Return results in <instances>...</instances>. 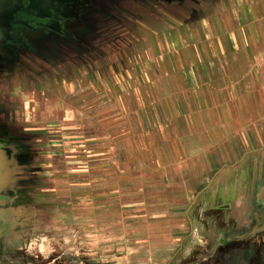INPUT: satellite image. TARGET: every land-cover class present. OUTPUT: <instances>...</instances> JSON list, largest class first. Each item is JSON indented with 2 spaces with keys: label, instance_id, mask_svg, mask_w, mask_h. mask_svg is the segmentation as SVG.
<instances>
[{
  "label": "rangeland",
  "instance_id": "1",
  "mask_svg": "<svg viewBox=\"0 0 264 264\" xmlns=\"http://www.w3.org/2000/svg\"><path fill=\"white\" fill-rule=\"evenodd\" d=\"M248 1L255 17L264 14V0H73L72 17L64 3L62 14L52 13L61 16L57 33L46 36L35 29L51 25L47 14L0 15V264H264V232L205 243L195 221L200 257L182 259L178 243H158L157 258L133 255L135 229L124 216L130 205L164 203L158 194L168 165L148 160L167 148L156 146L158 132L139 129L134 99H122L127 111L114 99L133 97L150 71L157 98L149 102L143 85L141 113L152 122L153 103L163 120L158 143H167L165 92L182 90L160 68L177 57L171 41L181 45L189 28L213 17L229 26V14L244 12ZM167 78L172 85L161 84Z\"/></svg>",
  "mask_w": 264,
  "mask_h": 264
},
{
  "label": "crops",
  "instance_id": "2",
  "mask_svg": "<svg viewBox=\"0 0 264 264\" xmlns=\"http://www.w3.org/2000/svg\"><path fill=\"white\" fill-rule=\"evenodd\" d=\"M247 4L244 12L229 14V26L213 17L210 23L204 20L189 28L181 45L171 41L172 50L180 48L177 57L160 68L182 90L172 86L165 92L167 143H158L163 142L158 136L163 120L158 121L153 103L152 122L141 113L143 85L151 89L149 102L157 98L150 71L137 79L134 98L114 94L124 111L122 99H134L139 129L158 132L156 146L167 148L156 150L148 160L150 167L168 165L163 174L166 189L158 194L164 203L130 205L124 216L130 220L126 226L135 229V257H159L158 243L180 244L184 260L196 258L192 254L200 257L195 244L203 242L195 238V222L205 231V243L246 242L264 232V27L254 26L255 20L264 21V14L255 17L252 4ZM169 80L161 84L172 85ZM134 143L141 154L143 145ZM234 228L245 229V235H234ZM146 244L150 246H142Z\"/></svg>",
  "mask_w": 264,
  "mask_h": 264
},
{
  "label": "flooded vegetation",
  "instance_id": "3",
  "mask_svg": "<svg viewBox=\"0 0 264 264\" xmlns=\"http://www.w3.org/2000/svg\"><path fill=\"white\" fill-rule=\"evenodd\" d=\"M0 0V15L4 14L8 16L9 18H14L15 16H21V19H28L30 16L38 18V16H45L46 14L50 18V20H53L52 23L48 22L46 25H51L46 28L45 26H40L36 28V33L40 34L43 36H46L47 34L49 35H55L57 33V27L58 25H61V16L59 15L57 20L56 17L53 18L52 13L57 12L61 13L62 6L64 3H70L69 4V11L68 12L70 15L71 14V9L73 7V0ZM45 4V6L43 5ZM55 16V15H54ZM64 18L67 15H63ZM69 19L72 17V15L68 16ZM56 20V21H55ZM24 23V22H23ZM43 24V23H41ZM28 27V25H27ZM23 34H27L28 31L30 30L29 27L26 30L25 27H22ZM45 38H43L44 40ZM46 41V39H45ZM46 44H44V41H41V43L38 45L41 48H44Z\"/></svg>",
  "mask_w": 264,
  "mask_h": 264
}]
</instances>
